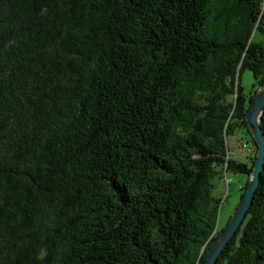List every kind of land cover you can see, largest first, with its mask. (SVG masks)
I'll list each match as a JSON object with an SVG mask.
<instances>
[{
  "label": "trees",
  "instance_id": "trees-1",
  "mask_svg": "<svg viewBox=\"0 0 264 264\" xmlns=\"http://www.w3.org/2000/svg\"><path fill=\"white\" fill-rule=\"evenodd\" d=\"M256 30L264 0H0V264H206ZM217 264H264V170Z\"/></svg>",
  "mask_w": 264,
  "mask_h": 264
},
{
  "label": "water",
  "instance_id": "water-1",
  "mask_svg": "<svg viewBox=\"0 0 264 264\" xmlns=\"http://www.w3.org/2000/svg\"><path fill=\"white\" fill-rule=\"evenodd\" d=\"M263 114L264 85L256 91L246 115L247 123L258 146L255 167L238 207L210 248L206 264L218 263L223 251L237 234L255 199L262 171L264 170V131L261 125Z\"/></svg>",
  "mask_w": 264,
  "mask_h": 264
},
{
  "label": "rangeland",
  "instance_id": "rangeland-1",
  "mask_svg": "<svg viewBox=\"0 0 264 264\" xmlns=\"http://www.w3.org/2000/svg\"><path fill=\"white\" fill-rule=\"evenodd\" d=\"M254 39L256 41H264V32L256 30L254 33ZM254 82V76L251 70H245L242 74V84L246 92H249ZM246 145V144H245ZM244 145L243 140L240 139L239 134L236 137L229 139L230 151L232 154L244 159L247 157L248 150ZM247 177L243 174H234L232 172L226 173L224 180H222L219 186V196L221 197V209L219 212V221L221 228H224L227 224V220L234 214L237 205L241 200V188L245 184Z\"/></svg>",
  "mask_w": 264,
  "mask_h": 264
}]
</instances>
